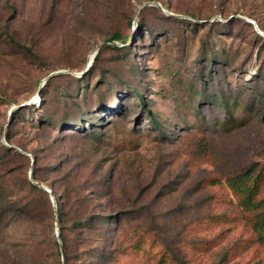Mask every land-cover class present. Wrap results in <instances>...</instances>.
Instances as JSON below:
<instances>
[{
	"label": "rangeland",
	"instance_id": "rangeland-1",
	"mask_svg": "<svg viewBox=\"0 0 264 264\" xmlns=\"http://www.w3.org/2000/svg\"><path fill=\"white\" fill-rule=\"evenodd\" d=\"M259 201L264 0H0V264H264Z\"/></svg>",
	"mask_w": 264,
	"mask_h": 264
},
{
	"label": "trees",
	"instance_id": "trees-1",
	"mask_svg": "<svg viewBox=\"0 0 264 264\" xmlns=\"http://www.w3.org/2000/svg\"><path fill=\"white\" fill-rule=\"evenodd\" d=\"M112 40H120V37L118 35H115ZM30 190L36 191L40 194L45 195L44 192L40 191L37 186H35L34 184H30ZM64 199V198H63ZM64 204H67V206H69V198L66 197L64 200ZM63 204V207H64ZM264 205L263 201H259L256 202L255 205H253L252 207L254 209H259L262 208ZM63 207L59 208V213H58V217H57V221L60 224V228H59V239L61 241L64 242V235L62 233L63 231V225L64 223L67 221L65 219L66 215L64 213V211L62 210ZM105 223L104 220H99L96 218H94V216L92 214H87L84 218H78L73 222L74 227L83 230L85 228H91V226H93V224L98 225V227L96 228L97 232H95L93 234V237H90L92 234H89L90 238H93L94 241H98V238L101 237L102 235V226ZM257 231L259 233L258 237H259V241L261 242V244L264 246V213H262V219H261V224H257ZM63 255V264H68V255L67 253H62Z\"/></svg>",
	"mask_w": 264,
	"mask_h": 264
}]
</instances>
